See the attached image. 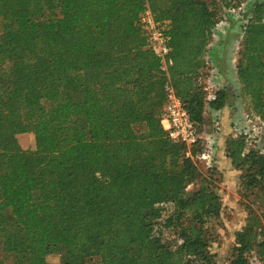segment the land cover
<instances>
[{
    "label": "trees",
    "instance_id": "trees-1",
    "mask_svg": "<svg viewBox=\"0 0 264 264\" xmlns=\"http://www.w3.org/2000/svg\"><path fill=\"white\" fill-rule=\"evenodd\" d=\"M249 1L238 97L264 118V0H0V244L15 264H216L223 200L161 119L170 80L196 127L208 101L204 55L224 9ZM166 22L149 46L141 13ZM30 134L35 148L19 137ZM228 134L226 156L264 190V156ZM196 185L189 189L190 185ZM264 211L235 233L231 264H264ZM170 231L174 239L165 237ZM60 255L54 263L48 257ZM0 264L6 260L0 256Z\"/></svg>",
    "mask_w": 264,
    "mask_h": 264
},
{
    "label": "built area",
    "instance_id": "built-area-1",
    "mask_svg": "<svg viewBox=\"0 0 264 264\" xmlns=\"http://www.w3.org/2000/svg\"><path fill=\"white\" fill-rule=\"evenodd\" d=\"M254 2L255 0H250ZM249 1L243 2L238 6H230L224 9L221 20L213 29L212 37L207 45V51L204 55V60L207 68V76L203 79L204 89L207 91V100L211 101L216 98V93L227 86V78L221 72L217 54L221 52L223 38L227 35L231 21L229 17L235 19H243V24H246L248 18L247 12ZM141 28L144 35L147 37L149 46L163 61V69H166V56L170 52L169 38L166 35V22H160L150 7H147L140 18ZM243 37V29L240 39L236 43V49L239 51L240 42ZM237 51V54H238ZM237 56L232 59L234 68L235 81L240 84L236 76ZM166 99L163 108L162 125L169 137L175 141L184 142L189 149L201 140L202 150L196 156H193L191 151L187 152V156L193 157L197 162L202 172L206 173L209 169L214 168L217 150L219 146V137L224 133L222 120V110L211 108L207 105L206 111L209 115H205V123L202 128L196 127L191 120L187 110L184 107L182 100L178 97L176 90L169 80L165 85ZM241 99V97H240ZM237 117L231 125L230 135L233 138L244 137L246 141V151L255 150L260 155L264 156V118L249 113L245 108H239ZM259 229L258 239H264V234ZM252 264H261L256 254L252 257Z\"/></svg>",
    "mask_w": 264,
    "mask_h": 264
},
{
    "label": "rangeland",
    "instance_id": "rangeland-1",
    "mask_svg": "<svg viewBox=\"0 0 264 264\" xmlns=\"http://www.w3.org/2000/svg\"><path fill=\"white\" fill-rule=\"evenodd\" d=\"M229 20L231 21V25L223 40L220 53L223 55L220 64L228 84L226 106L229 107V110L225 118L226 126H230L233 123V120L239 114V108H245L248 111L246 101L238 97V84L235 81L234 68L231 66L233 64L232 59L237 56L238 50L236 49V43L240 39L243 19H235L230 16ZM1 32L2 22L0 21V34ZM225 131L226 135L223 138L222 150L226 147L229 133V130L226 129ZM19 139L25 149L35 148V140L32 135H21ZM224 152L222 153L225 155ZM219 162L224 164L223 156L218 155L217 168L213 174L219 188V194L223 200V210L220 218L213 221L217 233L215 241L211 244V251L216 254V264H231L232 252L236 242L235 233L247 224L251 210H255L257 213L264 211V190L259 187L253 189L244 183L241 177L247 173V167L239 169L232 161L231 164L229 163L225 167ZM195 186L192 184L189 186V189H194ZM165 237L171 240L174 239L170 231L165 232ZM0 256L6 260V264H15L11 256H6L2 252L1 244ZM48 259L51 262L58 263L60 261V255L52 254ZM89 264H98V261L93 259Z\"/></svg>",
    "mask_w": 264,
    "mask_h": 264
},
{
    "label": "crops",
    "instance_id": "crops-1",
    "mask_svg": "<svg viewBox=\"0 0 264 264\" xmlns=\"http://www.w3.org/2000/svg\"><path fill=\"white\" fill-rule=\"evenodd\" d=\"M224 38H225V37H224ZM224 38H223V40H224ZM220 53H221V52L219 51V54H217L218 65H219V68H220L221 72H222L223 75L225 76V73H224V71H223V68L221 67V64H220V61H221L223 55L220 54ZM227 85H228V84H227ZM228 110H229V107H228V106H226V107H224V108L222 109V120H223V126H224V133L221 134V136L219 137V143H218L219 146H218V150H217V157H216V159H215L214 167H216V166H217L216 164H218V155L224 157V164H221V163L219 162L221 165H224L225 167H227L229 163L231 164V160L226 156V152H224L225 149H224V150L221 149V147H222V142H223V138H224L225 135H226V131H225V130H226V129L229 130V133H230L231 125L233 124V123H231L230 126H226V125H225V118H226V113L228 112ZM207 114L209 115L208 111H206L205 115L207 116ZM229 133H228V134H229ZM222 152H224L225 155H224ZM221 154H223V155H221ZM228 169H229V168H228Z\"/></svg>",
    "mask_w": 264,
    "mask_h": 264
}]
</instances>
